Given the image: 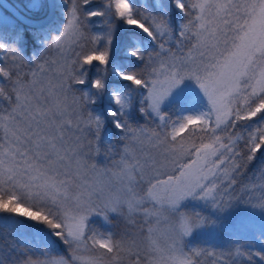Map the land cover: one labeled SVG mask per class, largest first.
Segmentation results:
<instances>
[{"label":"snow or ice","instance_id":"snow-or-ice-1","mask_svg":"<svg viewBox=\"0 0 264 264\" xmlns=\"http://www.w3.org/2000/svg\"><path fill=\"white\" fill-rule=\"evenodd\" d=\"M92 4L70 0L31 56L22 31L0 35V214L47 230L0 243V264H264V163L243 179L264 150V0H172L178 25L163 6ZM117 21L138 37L121 63ZM109 122L110 165L96 161ZM222 228L226 249L193 245Z\"/></svg>","mask_w":264,"mask_h":264},{"label":"rangeland","instance_id":"rangeland-1","mask_svg":"<svg viewBox=\"0 0 264 264\" xmlns=\"http://www.w3.org/2000/svg\"><path fill=\"white\" fill-rule=\"evenodd\" d=\"M22 1L26 5L24 7V10L29 14H34L36 12H41V13L48 12V0H22ZM57 1H58V4H59V1H61V3H60V6H58L57 9L55 10L56 17L53 23H56L57 25H59L60 19H62L64 23H66L67 21L66 13L68 11V8L70 7V0L64 3H62V0H57ZM140 2L141 3H139L140 4L139 6L141 7L142 10H146L147 12H151L153 14H155L160 8L159 1L155 2V7H156L155 10H152L149 7H147V3L145 0H140ZM34 3H38L40 7L39 8L32 7ZM102 4H103V0H93V4L91 5V7L97 8L98 6ZM0 17L4 18L6 21V22H0V23L10 24V25L19 24L20 26H22V24L11 13L4 10L1 6H0ZM181 20H182V16L179 14L174 24L178 25ZM87 22L90 25L92 32L106 31V25L103 22V18L93 17V18H89ZM129 30L130 29L127 26L121 25L119 21L116 22V30L114 33V42H113V59L116 63L123 62L124 52L120 54L119 48L121 47L123 35L125 34L126 31H129ZM130 31L135 32L136 30L133 29ZM130 36L132 38H137L135 35H130ZM35 43L38 44L39 47L35 49L33 52H39L42 49V45H40L37 42V37L35 38ZM17 46L23 48L24 54L26 56L32 55L33 52L31 54L25 53L26 51L24 48L26 47V45L24 44L22 45V43L20 42ZM3 58H4L3 53H0V60H2ZM91 75H94V71L93 73H91ZM5 82L6 81H4L3 78H0V83H5ZM107 103H108L107 97H105L103 100L99 101L96 105H94V110L98 113H103L105 108L107 107ZM0 106H2L3 108L8 107V102L4 100L3 97H0ZM136 118L139 119V117L137 116ZM100 135H101L100 143H101L102 152L98 157H96V161L101 164L107 163L110 165L112 159H118L119 157L118 155L117 156H111V155L106 156L105 153L108 151L109 146H112L114 151L116 152L119 151L120 146H121V141L119 139L120 134H119V131H117V129L115 130L114 127L109 122L105 124V127L102 130ZM109 141L111 142L110 144H109ZM245 175L246 176H244L243 178L245 183H247L250 180L253 182H259L257 179V176L254 175L253 172L249 171V173L247 172ZM0 222L4 226L11 228L12 233L14 232L15 237L17 233H19L20 236L31 238L37 235H43L47 231L43 225L36 224L35 222H31L23 217L9 216L8 214H0ZM229 223H231L230 220L225 221V225ZM253 223L260 226L259 216L256 217ZM124 227L125 225L123 224V222H120L117 224L116 230L119 231ZM128 227H131V226H128ZM197 239L202 242H199ZM204 242H209L211 244L213 243V245L208 246ZM225 242L228 246L229 236H228V232L226 231V228L220 229L218 234L212 233V232H205V234L203 235H194V237L192 238V243L194 246H198V247L204 248L209 251L215 250L217 252L223 249H226L224 247ZM252 247L259 248L260 245L255 240V242L252 243ZM209 257L211 256L205 255L201 257L200 258L201 264L207 262Z\"/></svg>","mask_w":264,"mask_h":264},{"label":"trees","instance_id":"trees-1","mask_svg":"<svg viewBox=\"0 0 264 264\" xmlns=\"http://www.w3.org/2000/svg\"><path fill=\"white\" fill-rule=\"evenodd\" d=\"M10 2H12L15 6H17L22 12L28 14L29 16L39 19L44 17L47 13H41V12H36L34 14H29L24 10V7L26 6L24 4V2L22 0H9ZM147 3V7H149L152 10H155V2L159 1L160 3V7H166L168 9V11L170 12L173 22L175 23L177 16H179L177 10H175L174 6L172 5V0H145ZM138 5H140L139 3L140 0H137ZM23 33V38L20 41L22 43V45H26L25 49V53L27 54H31L35 49H37L39 47L38 44L35 43V38L36 36L33 35V33H36L35 29H30V28H26L24 26H20L19 24H5V23H0V35H6V40L7 42H12L13 39L15 38L16 34L21 32ZM130 35H135L137 37V35L135 34V32L133 31H126L125 34L123 35V39L121 42V47L119 48V53L121 54L122 52H124V49L128 46L131 45V43L138 39L137 38H132ZM137 117H139V114H136ZM141 123H143V121H140ZM115 129V128H114ZM116 130V129H115ZM118 131V130H117ZM264 163V150H262V153H258L257 154V158L256 160L249 166L248 169V173L249 171L254 173V170H258L260 165ZM246 176V175H245ZM259 228L260 226L252 223V230L255 231L257 234L259 232ZM32 238V237H31ZM16 239V237L14 236V232L12 233V229L9 227L4 226L1 222H0V243L4 244V247H9V243L8 241H14ZM198 240V239H197ZM199 242H202L200 240H198ZM255 242V239L252 240V243ZM205 244L209 245H213V243H209V242H204ZM224 247L227 248V244L225 242ZM254 248V247H253ZM255 249H258V247H255ZM213 261V257H209L208 261L203 263V264H211Z\"/></svg>","mask_w":264,"mask_h":264},{"label":"water","instance_id":"water-1","mask_svg":"<svg viewBox=\"0 0 264 264\" xmlns=\"http://www.w3.org/2000/svg\"><path fill=\"white\" fill-rule=\"evenodd\" d=\"M0 6L11 12L15 18H17L24 25L35 29L37 32L44 36V33L41 31L42 29L51 28L53 32H58L61 29L64 21L62 19L59 20V25L53 23L56 17L55 10L57 9L58 1L57 0H48V14L42 19H34L29 17L28 15L21 12L14 4H12L9 0H0Z\"/></svg>","mask_w":264,"mask_h":264},{"label":"bare ground","instance_id":"bare-ground-1","mask_svg":"<svg viewBox=\"0 0 264 264\" xmlns=\"http://www.w3.org/2000/svg\"><path fill=\"white\" fill-rule=\"evenodd\" d=\"M60 3H61V1H59V4H58L59 6H60Z\"/></svg>","mask_w":264,"mask_h":264}]
</instances>
